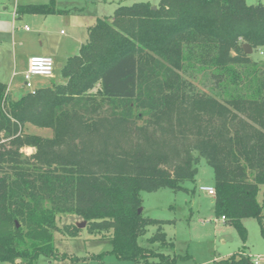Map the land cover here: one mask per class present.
<instances>
[{
	"label": "trees",
	"instance_id": "16d2710c",
	"mask_svg": "<svg viewBox=\"0 0 264 264\" xmlns=\"http://www.w3.org/2000/svg\"><path fill=\"white\" fill-rule=\"evenodd\" d=\"M57 0L18 5L20 16L66 13ZM119 5L96 18L63 84L13 99L0 83V263L55 257L57 217H80L90 235L110 233L109 254L133 264H177L164 222L138 214L141 193L184 191L204 159L213 170L214 215L242 243L246 218L264 236V4L159 0ZM208 73L209 92L187 77ZM97 87V89H96ZM50 129L51 138L26 126ZM34 149L29 156L21 150ZM156 226L147 246L138 238ZM76 225L62 233L77 237ZM101 259L102 256L95 257ZM186 258V257H185ZM18 261V263H16ZM212 264H252L233 254Z\"/></svg>",
	"mask_w": 264,
	"mask_h": 264
},
{
	"label": "rangeland",
	"instance_id": "374dc122",
	"mask_svg": "<svg viewBox=\"0 0 264 264\" xmlns=\"http://www.w3.org/2000/svg\"><path fill=\"white\" fill-rule=\"evenodd\" d=\"M245 1L247 5L264 4V0ZM44 3H47V0H0V83L6 86L13 83V99L30 89L63 84L65 80L61 77L59 63L63 61L61 57L64 55V41L72 36L74 41L85 44L88 40V27L95 23L96 18L111 17L119 5L149 3L152 7H157L159 0H57V9L69 11L49 15L15 14L18 5ZM262 50L263 47L252 52L251 59L262 62ZM48 53L54 56L53 77H31V88H26L23 71L27 69L28 56ZM187 78L197 91L209 92L213 87L206 72H194L193 76ZM26 131L43 138L52 137L50 129L27 125ZM21 152L24 156H29L34 149L25 147ZM213 185V170L201 158L197 165L195 181L185 182L184 191L159 189L141 193L143 216L164 222L162 229L167 240L173 244L172 250L155 244L152 247L154 251L184 257L177 264H212L233 254L249 260L264 258V236L256 219L242 220L247 231V240L242 243L231 225L220 217H215L213 197L200 190L201 187L213 188ZM256 199L262 206L264 224V186L260 187ZM82 222L84 221L75 215L58 216V231L54 234L55 257H39L35 264H133L108 253L111 249L107 240L110 233L90 235L86 224L79 229L80 232L75 238L62 233L64 226ZM156 230V226H148L146 233L138 238V243L146 247L147 239L153 236ZM97 256L102 258L96 259ZM260 264H264V261Z\"/></svg>",
	"mask_w": 264,
	"mask_h": 264
},
{
	"label": "built area",
	"instance_id": "2783aa9c",
	"mask_svg": "<svg viewBox=\"0 0 264 264\" xmlns=\"http://www.w3.org/2000/svg\"><path fill=\"white\" fill-rule=\"evenodd\" d=\"M27 29V28H26ZM261 55L264 56V47L263 50L260 52ZM54 72V62L49 57H43V56H33L29 58L27 62V69L24 73V86L28 89L31 88V83L29 82V79L31 77H44V78H51L53 77ZM35 89H30L28 92L31 94H34ZM201 191L206 192L209 196L214 197V190L210 187H201ZM221 219L224 221V217H221ZM264 258H258L257 260L252 259V264H260V262H263Z\"/></svg>",
	"mask_w": 264,
	"mask_h": 264
},
{
	"label": "crops",
	"instance_id": "0c3cea01",
	"mask_svg": "<svg viewBox=\"0 0 264 264\" xmlns=\"http://www.w3.org/2000/svg\"><path fill=\"white\" fill-rule=\"evenodd\" d=\"M90 27H88V29ZM81 45H83V44H81L80 42L74 41L72 36H71V38L69 40H67V41L65 40L64 41V55H62V57H61V60H63V61H62V63H59V67L63 66L66 63L68 58L77 55ZM33 56L49 57L54 62V59H53L54 56L52 55V53H48V55H29L28 58H27V62H28L29 58H31ZM27 62H26V66H27ZM25 71L26 70L23 71V74L25 73ZM53 75H54V72H53ZM7 90H8V93L10 95L14 92L13 83H11L10 85L7 86ZM251 260H250V262H251Z\"/></svg>",
	"mask_w": 264,
	"mask_h": 264
},
{
	"label": "water",
	"instance_id": "95a60500",
	"mask_svg": "<svg viewBox=\"0 0 264 264\" xmlns=\"http://www.w3.org/2000/svg\"><path fill=\"white\" fill-rule=\"evenodd\" d=\"M151 9H152V10H155L156 7L153 6V7H151ZM243 49H244L245 54H247V55H250V54L252 53V49H251V47H250L248 44H245V45L243 46ZM140 213H142V209H141V208L138 210V214H140ZM84 226H85V222L77 223V224H76V227H77L78 229H80V228H82V227H84Z\"/></svg>",
	"mask_w": 264,
	"mask_h": 264
}]
</instances>
